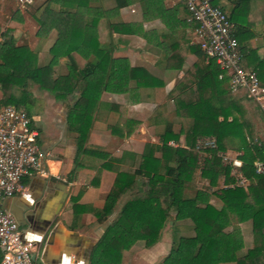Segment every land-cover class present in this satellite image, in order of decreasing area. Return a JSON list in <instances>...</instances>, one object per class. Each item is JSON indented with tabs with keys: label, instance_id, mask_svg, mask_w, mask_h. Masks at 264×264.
<instances>
[{
	"label": "trees",
	"instance_id": "trees-1",
	"mask_svg": "<svg viewBox=\"0 0 264 264\" xmlns=\"http://www.w3.org/2000/svg\"><path fill=\"white\" fill-rule=\"evenodd\" d=\"M235 1L239 5L249 2ZM114 2L117 10L128 5L126 0ZM86 10L90 12L86 14ZM95 10L88 6L87 0H46L32 15L38 25L35 36L39 40L34 49L17 45L10 29L0 31V109L13 106L32 115L36 104L31 93L33 85L52 94L57 102L74 97L66 118L69 131L77 134L72 177L80 167L79 156L90 153L84 148L86 137L101 105V95L115 70L111 47L98 39L97 25L101 16H96ZM225 13L239 44L233 17ZM118 27L114 25L112 30L121 32ZM53 30L57 36L47 50L49 60L39 65L37 48ZM191 50L197 61L170 92L176 117L184 119L180 131L174 132L172 124L166 123L158 135L159 144L146 145L138 159H133V171L111 167L112 163L122 164L124 155L111 158L108 154H98L106 161L102 167L112 170L115 178L103 207L91 208L96 222L106 221L126 195L133 192L135 195L123 204L106 227L92 250L90 264H120L123 252L137 242L151 248L160 242L168 222L174 224L180 220L192 222L194 236L180 237L174 232L169 253L158 264H264V174H255L253 167L256 161L264 165V128H257L245 108L244 102L251 101L247 94L232 93L228 79H218V66L214 60H207L199 45ZM73 54L87 61L82 68ZM62 58L68 62L67 73L54 76L53 68ZM133 71L137 89L157 87L143 70L134 68ZM255 74L261 85L259 74ZM252 108L253 116L264 122L259 107L253 103ZM132 132L127 131L126 136ZM126 136L119 134L120 138ZM181 137L184 146L180 145ZM202 138L214 139L216 148L197 150L196 143ZM170 141L176 146H169ZM230 150L243 153L240 157L242 171L248 180L245 188L231 186L234 184L231 169L219 157L220 153ZM202 152L206 156L199 166ZM198 171L210 187L215 188L222 177L226 188L210 194L196 190L192 197L186 196ZM140 179L144 180L141 184ZM80 194L81 190L70 199L72 207ZM210 195L220 200L219 209L209 203ZM77 210L74 219L85 208L79 206ZM234 221L251 225L252 247L245 253H241L245 246L240 229L232 227Z\"/></svg>",
	"mask_w": 264,
	"mask_h": 264
},
{
	"label": "crops",
	"instance_id": "crops-1",
	"mask_svg": "<svg viewBox=\"0 0 264 264\" xmlns=\"http://www.w3.org/2000/svg\"><path fill=\"white\" fill-rule=\"evenodd\" d=\"M87 1L90 8L96 9V16H101L98 39L111 47L115 61V70L101 95V105L84 144L90 153L79 156L80 167L72 177L77 134L69 131L68 109L53 100L42 113L32 114L40 132L43 162L50 174L23 178L20 191L4 202L5 211L32 245V255H36L34 264H90L95 244L123 206L120 204L106 221L96 222L91 208L103 207L115 178L112 170L102 167L106 161L98 154H108L111 158L124 155L122 164L112 163L111 167L133 171V159H138L146 145L159 144L156 133L166 123L179 132L184 119L176 117L170 92L197 61L191 50L198 45L197 26L190 21L180 0H126L128 5L118 10L114 0ZM3 2L6 0H0V7ZM213 2L233 17L239 47L243 50L242 67L257 72L264 89V0H249L243 5L235 0ZM114 25L122 31L112 30ZM49 43L47 50L53 42ZM86 62L82 58L80 68ZM134 68L153 78L157 87L137 89L133 83ZM34 98L38 105L42 104L38 97ZM130 130L133 132L126 136ZM119 134L126 137L120 138ZM183 144L180 139V145ZM80 190L72 207L70 199ZM209 199L212 206L221 207L215 195ZM79 206L85 210L74 219ZM183 226H190L193 235L183 236ZM173 227L177 236H194L190 220L176 221ZM134 249L135 245L123 252L120 264H158L169 253L170 244L163 238L151 248L139 252Z\"/></svg>",
	"mask_w": 264,
	"mask_h": 264
},
{
	"label": "built area",
	"instance_id": "built-area-1",
	"mask_svg": "<svg viewBox=\"0 0 264 264\" xmlns=\"http://www.w3.org/2000/svg\"><path fill=\"white\" fill-rule=\"evenodd\" d=\"M22 7L30 5L32 0H19ZM189 19L195 23L197 44L207 60H214L220 70L219 80L228 79L232 93H246L264 115V89L258 82L255 72L242 68L243 54L234 35V28L228 15L211 0H180ZM40 132L36 118L23 109L7 106L0 109V264H34L32 245L24 239L16 221L4 209L5 200L20 191L21 181L25 177H48L50 171L39 146ZM169 146L176 143L170 141ZM216 148L215 140L202 138L196 143V149ZM243 155L235 156L220 153L219 157L231 169L234 184L246 187L248 180L242 171ZM255 174H264L261 162L253 164Z\"/></svg>",
	"mask_w": 264,
	"mask_h": 264
},
{
	"label": "rangeland",
	"instance_id": "rangeland-1",
	"mask_svg": "<svg viewBox=\"0 0 264 264\" xmlns=\"http://www.w3.org/2000/svg\"><path fill=\"white\" fill-rule=\"evenodd\" d=\"M46 0H32V3L30 5L22 7L20 5L19 0H6V2H3L0 7V31H4L5 29H10L12 32V35L14 36L16 40L17 45H27L28 47L34 49L36 48V41L37 37L35 36L38 25L33 19L32 15L35 13V11L40 8ZM82 5H85V1L81 2ZM93 6H91L92 8ZM88 10H86V14H88ZM25 24V27L21 26L20 24ZM16 24V26H15ZM13 26V29L10 26ZM32 25V26H31ZM34 27V29L32 28ZM34 35V36H33ZM57 33L55 30L51 31L48 37L43 41L41 46H38L37 48V56H38V63L39 65H44L48 62L49 60V55L47 53V47H48V42H54L56 39ZM49 43V44H50ZM74 58L80 67V60L82 58L80 56L74 55ZM67 60L65 58H62L59 60L58 64L53 68V74L54 76H64L67 73ZM31 93L33 96L38 97L41 105H38L37 102L35 104V107L32 109V114H35L36 111H39V113H42L44 109L47 108L49 103H51L54 99L53 95L41 91L38 89L36 85H33L31 88ZM56 101V100H55ZM73 99H68L66 102H58L62 103L65 109H68L72 103ZM57 103V102H56ZM244 106L247 109V111L251 114V118L253 122H255L256 126L258 129H263L264 128V122H260L257 118L253 116V102L252 101H245ZM161 131H157V135L160 134ZM182 139V144H183V137ZM184 146V144H183ZM228 154V156H235L239 152H235L233 150L225 152ZM199 166L202 165L203 158L206 156L205 153H200L199 155ZM135 167V166H134ZM144 180L140 179L139 183H143ZM226 188V185L223 183V178L221 177L218 180V185L215 188H212L209 186L208 181L205 179H202L199 176V171L195 174L193 182L189 185V188H187L185 194L186 196H193L195 194L196 190H202L204 192H208L209 194L214 192V191H219L220 189ZM136 192V191H135ZM137 193V192H136ZM134 192L126 195L120 204H124L126 201L130 200L134 196ZM212 195H210L211 197ZM210 200V199H209ZM222 206V205H221ZM232 227H236L240 229L241 236L244 241V248L241 253H245V251L249 248L252 247V235H251V225L250 223H244V224H238L235 221L232 224ZM231 229V228H230ZM229 229V230H230ZM183 236H191V228L190 226H183ZM175 232V229L173 227V224L170 222L167 223L166 227L163 230L161 239H167L168 244L171 246V240L172 236ZM193 235V234H192ZM161 241V240H160ZM135 245L134 252H139L140 250H143L144 244L143 242H137Z\"/></svg>",
	"mask_w": 264,
	"mask_h": 264
},
{
	"label": "water",
	"instance_id": "water-1",
	"mask_svg": "<svg viewBox=\"0 0 264 264\" xmlns=\"http://www.w3.org/2000/svg\"><path fill=\"white\" fill-rule=\"evenodd\" d=\"M35 258H36V255H32V260H33V262H36V260H35Z\"/></svg>",
	"mask_w": 264,
	"mask_h": 264
}]
</instances>
